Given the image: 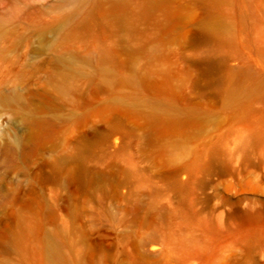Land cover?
Instances as JSON below:
<instances>
[{
  "label": "rangeland",
  "instance_id": "rangeland-1",
  "mask_svg": "<svg viewBox=\"0 0 264 264\" xmlns=\"http://www.w3.org/2000/svg\"><path fill=\"white\" fill-rule=\"evenodd\" d=\"M112 1L0 0V264H264V0Z\"/></svg>",
  "mask_w": 264,
  "mask_h": 264
},
{
  "label": "bare ground",
  "instance_id": "bare-ground-1",
  "mask_svg": "<svg viewBox=\"0 0 264 264\" xmlns=\"http://www.w3.org/2000/svg\"><path fill=\"white\" fill-rule=\"evenodd\" d=\"M73 1L75 3V9H79L82 5H84V3L87 0H73ZM110 11L113 14V16L117 18L123 17V7L121 4V0H113ZM65 64L70 65L71 60L66 59ZM16 97H18L17 93L11 95L9 98L15 99ZM181 130H182V126L180 124L161 123L157 120H152L150 122L148 137L150 140H155L164 135L180 132ZM48 254H49L50 261L54 262L53 264H63V263H59L60 258L57 255V252L55 250V245L53 243H49L48 245Z\"/></svg>",
  "mask_w": 264,
  "mask_h": 264
}]
</instances>
